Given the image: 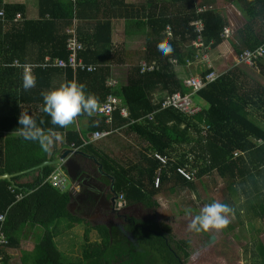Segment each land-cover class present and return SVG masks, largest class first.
I'll return each mask as SVG.
<instances>
[{
  "label": "trees",
  "instance_id": "16d2710c",
  "mask_svg": "<svg viewBox=\"0 0 264 264\" xmlns=\"http://www.w3.org/2000/svg\"><path fill=\"white\" fill-rule=\"evenodd\" d=\"M243 1L264 22V0ZM217 2L36 0L35 15H30L24 2L0 0V96L13 102L15 108L12 115L0 110V214L5 213L1 229L6 238L0 244L1 264H210L213 256L217 259L226 254L232 255L225 258L227 263L239 264L236 251L239 247L246 250L244 244L254 238L253 250L247 249L246 257L250 253L252 264H264L263 240L249 233L253 228L252 219H257L264 229V57L254 58L253 65L242 63L235 67L231 64L220 70L215 80L192 94L206 104L193 116H186L173 107L158 109L166 94L189 91L179 68L187 65V61L196 60L197 51L191 45L196 36L193 20L199 17L202 21V38L206 43L211 41L210 47L222 42L220 34L228 19ZM99 4H104V20L96 18ZM202 6L203 10L198 12L197 8ZM180 14L189 18L175 24L172 17ZM116 19H123L125 33L145 36L141 59L131 67L126 83L119 88L131 116L157 110L153 119H144L149 126L141 127L140 136L147 142L139 155V159H147V170L142 171L143 174L147 178L151 175L152 180L156 167L146 152L156 150L167 154L171 144H189L193 158L192 167H186L191 179L176 171L177 166H186L181 157L169 163V174L161 175L157 188L152 186L151 180L144 186V176L139 170L122 169V176L115 179L123 189V204L142 210L143 215L138 216L139 212L123 227L111 230L107 226L91 225L69 212V177L62 161L57 163L63 173L62 185L54 184L50 177L44 179V174L53 170L52 163L42 164L44 174L36 168L44 161L58 158L62 146L69 144L81 150L86 147L101 151L97 144L110 136L97 137V141L92 142L88 133L109 131L112 118L106 121L103 116L82 115L77 118L84 121L80 129L65 130L52 125L41 106L42 93L66 81L82 83L86 93L94 94L99 103L104 100L109 90L104 81L111 76L109 64L118 62L124 53L112 39V20ZM167 25L170 34L166 33ZM72 39L82 45L78 57L83 62L101 63L105 61L101 60L102 56L108 64L94 71L55 65L54 58L66 59L70 52L67 44ZM162 41L171 45V54L165 56L158 50ZM245 48L235 46L234 52ZM141 61L151 64L152 68L141 71ZM196 62L198 72L208 71L201 61ZM26 69L36 77L35 86L28 91L22 87ZM21 112L28 113L45 130L53 128L62 133L63 141H57L50 151L44 152L38 143L24 139L19 134ZM205 124L210 127L203 132ZM7 139L15 158L13 170L4 166ZM4 174L8 176L2 177ZM183 189L188 194H181ZM215 189L203 201L205 205L219 202L234 210V215L228 216V233L220 236V232L213 231L189 232L187 225L200 211L193 203L200 193ZM168 191H174L172 202L178 210L175 214L163 215L159 211L158 195ZM16 194L20 195L19 199ZM187 208L192 210L188 217ZM181 214H184L181 225L185 217L187 219L184 229L180 226L181 232L175 235L173 231L179 224L172 228L165 220L177 219ZM83 222L88 226L82 231ZM172 224L176 225V221ZM196 252L197 257H191ZM15 254H19L18 261Z\"/></svg>",
  "mask_w": 264,
  "mask_h": 264
},
{
  "label": "crops",
  "instance_id": "0c3cea01",
  "mask_svg": "<svg viewBox=\"0 0 264 264\" xmlns=\"http://www.w3.org/2000/svg\"><path fill=\"white\" fill-rule=\"evenodd\" d=\"M16 1L24 2L29 9V14L35 15V8L37 5L36 0ZM127 1L130 2L134 0ZM217 3L219 10L228 19L226 24L231 25V33L227 36H220L222 38V42L215 46H211L207 52L208 56L211 58L210 60L212 65L219 69L218 71L220 72V70L226 69L232 64L233 56L236 53L234 52L235 46L243 49L247 46H254L260 41L264 33V22L261 21L260 23V20L256 19V15L252 12H249L247 20L242 21L239 18L241 14L236 9V6L238 9L249 7L243 0H232V2L218 0ZM98 9L99 11L96 13V18L100 20L106 19L104 4H99L96 10ZM228 13H233L237 18H239V21H237L239 25L238 28L233 26V20L230 19ZM172 18L175 24H179L189 17L184 14H180L173 16ZM241 25L242 28L238 36L237 31ZM112 26V39L114 44L120 45L124 50V53H121L118 62L115 64H109L111 70L110 77L115 82L113 90L120 93L119 88L121 85L126 83L131 67L133 65H137L139 63L138 60L141 59L139 57L144 50L145 36L141 33H125L123 31V19L112 20ZM100 58L105 61L96 63L99 65L98 68L104 66V64H108L105 59L106 57L100 56ZM97 60L99 61V59ZM223 62L225 64L224 66L222 65ZM188 69V65L185 64L179 68L183 80L186 77L185 75L187 74ZM195 72H198V70ZM106 80L107 79H105V81ZM193 99L197 103L204 106V101L202 99L196 97L195 95H193ZM0 110L8 115H12L15 112L14 103L4 99L3 96H0ZM83 122V120L77 119L72 125L65 128V130L80 129ZM110 125L112 129L110 136L103 139L100 144H97V146L102 148L101 151L86 147L83 150L80 148L74 150L73 147H71L72 144H69L67 147L62 146L60 155L63 152L68 151L67 159L69 160L67 164L64 162V166L69 177V184L67 187L71 198L68 209L69 212L77 217L87 220L91 225L107 226L113 230L117 227H123L124 223L131 221V217L133 215H138L140 212V210L136 207H132L130 205L125 207L124 205L118 203L123 201V189L122 186L117 184L115 178L122 176V171L117 165L120 158L127 161H131L133 158V163L136 167L135 169L139 170L142 174V171L147 170V159H139L138 154L140 155L147 145L145 138L140 136V133L142 132L141 127L146 128L149 124L145 121H139L137 122V125H129L127 124V118L116 112L115 116L114 113L112 115ZM88 134V138L90 139L93 133ZM176 145L177 160H180V158L183 157V164L189 165L192 160L191 157L193 158L190 145ZM117 146L119 147L116 149ZM6 149L9 153L13 152L9 139L5 141V150ZM135 155H137V157H134ZM146 155L149 157L148 152H146ZM7 162L12 163V159ZM106 163L108 166H106ZM143 176V185L147 186L146 183L150 182L151 175L150 178H147V175L144 174ZM98 191H100L101 194L91 198L90 193L96 194ZM181 192L188 194V192L184 189L181 190ZM241 198L243 201L245 200L243 195H241ZM257 223L262 226L257 219H252L251 224L253 228L249 231L252 236H261V232L264 231L263 226L262 229L256 227ZM86 226H88V223L83 222L82 231ZM225 233H228L226 228L224 233H220V235L225 236ZM18 257L19 254H17V258Z\"/></svg>",
  "mask_w": 264,
  "mask_h": 264
},
{
  "label": "clouds",
  "instance_id": "9594fccd",
  "mask_svg": "<svg viewBox=\"0 0 264 264\" xmlns=\"http://www.w3.org/2000/svg\"><path fill=\"white\" fill-rule=\"evenodd\" d=\"M158 50L162 53V55L165 56L171 54V52L173 51L171 45L167 41L160 42V44L158 45ZM35 83V75L31 72L30 69H26L22 75L23 89L25 91H28L35 86ZM105 85L107 86L106 81ZM107 87L109 88V86ZM116 94L122 96V98L124 99L123 95H120L119 93ZM42 97L43 104L41 106V111L51 118L52 125L59 128L69 127L77 120L78 117L82 115H87L89 117L93 116L94 114L96 115L99 104L101 103H99L98 98L94 94L85 92V85L76 81H66L58 88H54L46 93H42ZM123 102L128 109L125 99ZM116 112L119 113L117 110H114L113 113ZM125 117L127 118V124L129 125H135L139 121H145L144 119H139L141 116H131L129 109L128 116ZM131 119H133L134 121L131 122ZM41 123H43V121H41ZM18 124L20 125V136H22L26 140L38 143V145L44 152L50 151L57 141L62 142L64 139L62 134L55 131L53 128H48L47 130H45L44 128L39 126L36 120L26 112L20 113L18 117ZM90 141L96 142L97 140L96 138H93ZM73 149L75 150L78 148ZM154 152L158 151L155 150L148 152V155L156 163V167L153 170L154 175L152 176L151 183L154 188H157L161 184V175L163 173L169 174V169L167 167L170 162L175 161H173V158L168 154H161L158 152L161 155L168 156V163L166 165H163L159 159L154 157ZM61 161L62 163H64V159H62ZM157 176L158 185L156 186L154 184V180ZM121 204L124 205L123 201L121 202ZM191 213L192 210L190 208L185 209L186 216L191 215ZM230 214L234 215L233 209L225 204L213 202L211 204L205 205L200 209L198 214L192 217L191 222L187 225V229L189 232L195 234L208 233L210 231L220 232L229 225L230 219L228 218V216Z\"/></svg>",
  "mask_w": 264,
  "mask_h": 264
},
{
  "label": "built area",
  "instance_id": "2783aa9c",
  "mask_svg": "<svg viewBox=\"0 0 264 264\" xmlns=\"http://www.w3.org/2000/svg\"><path fill=\"white\" fill-rule=\"evenodd\" d=\"M202 7H198L197 11H202ZM193 24L196 30V36L195 38L191 41V45L196 49V61H201L203 65L208 67V71L206 73L201 74V72H195V73H190L187 71L186 77L184 78V83L185 85L189 88L188 92L181 93L179 91H175L172 93H168L164 96L163 100L161 101V104L159 106V109L167 108V107H173L176 108L178 111L183 113L186 116H193L197 114L198 112L201 111L202 107L200 104L195 103L193 101V96L192 94L207 84L208 82H211L215 80L219 76V72H217L212 65V62L208 56V50L211 45V41L206 43L204 39L202 38V30H203V23L200 20L199 17H196L193 20ZM169 26L167 25L166 27V33L170 34ZM231 33V25L230 24H224L220 36H227ZM68 49L70 52L68 53L66 59L62 58H54L52 62L55 65L59 66H64L68 65L71 66L72 68H79L81 70L85 71H94L98 68V64L94 63H85L82 61L80 57H78V51L82 48V45L78 43L76 40L72 39L71 41H68ZM256 57H264V35L262 37V40L259 44H257L253 48H245L239 53H236L233 56V64L232 66L235 65H240V64H249L253 65V62H255L254 58ZM260 59V58H259ZM45 60H49V57H45ZM169 61L175 62V59L169 58ZM191 62L187 61V65H189ZM140 70L143 71L144 69H151L152 65L147 64L145 61H141L140 63ZM107 86H109L108 93L105 97V99L99 104L98 111L96 112V115L99 116H104L106 118V121H110L112 118V114L114 110H117L119 113H121L124 116H128V109L124 105V99L122 96H119L113 91L114 87V80L112 78H107L106 80ZM154 110L152 112L142 114L139 119H147L151 120L153 119V114L155 113ZM134 120L131 119V122ZM210 126L208 124H205L203 126V132L207 130ZM112 132V129L109 131H95L93 133V136L90 140L93 138L101 137V136H106L107 134H110ZM154 157L159 159L160 162L163 165H166L168 163V156L166 155H161L158 152L153 153ZM39 166V165H38ZM37 171L42 173L44 171L43 166L41 165L40 168H36ZM176 171L181 174L184 178L186 179H191V175L188 173L186 170V166H177ZM44 179H51V181L54 184H61V180L63 179V173L61 170H59V164H53V170L50 172V174L46 175L44 174ZM154 184L157 186L158 185V176L154 180ZM20 195L16 194V199H19ZM5 213L0 214V244L5 242V236L4 233H2L1 229V224L2 220L4 219ZM0 264H1V256H0ZM18 264V263H17Z\"/></svg>",
  "mask_w": 264,
  "mask_h": 264
},
{
  "label": "rangeland",
  "instance_id": "374dc122",
  "mask_svg": "<svg viewBox=\"0 0 264 264\" xmlns=\"http://www.w3.org/2000/svg\"><path fill=\"white\" fill-rule=\"evenodd\" d=\"M244 7H245V4H244ZM236 9L240 12V14H241L242 17L240 16L239 18L242 21L247 20L248 19L249 12H252V10L250 9V7H248V8L245 7V8L238 9V7L236 6ZM228 16L230 17L231 20H233V23H232L233 26H235L236 28H238L239 25H238V22L237 21H239L238 20L239 18H237L233 13H228ZM256 19H259L260 20L259 21L260 23H261V21H263L262 19L258 18V16H256ZM241 28H242V25L238 29L239 32L241 31ZM209 58H210V56H209ZM263 60H264V58L262 59V61ZM232 64H233V59H232ZM222 65L223 66L225 65L224 62L222 63ZM231 66H228V67H231ZM236 66H239V65H235V67ZM188 68L189 69L187 71L194 72V73H195L196 70H199V66H198V63L196 62V60L194 62L191 61V63L188 65ZM214 68H215V70L217 72H219L218 71L219 69H217L216 67H214ZM237 70H238L237 68H234V71H237ZM193 101L195 103H197L194 99H193ZM204 106H206L205 103H204ZM118 147L119 146H117L116 149ZM176 147H177L176 144H171L170 147L166 150V153L170 157L173 158V161H177V158H178L177 157V149H176ZM134 157H137V155H135ZM138 157H139V154H138ZM10 159H12V163H8L7 162ZM14 159L15 158L13 156V153H9L8 150L6 149L5 150V156H4V160H5V165L4 166L7 167L8 169L13 170L14 169V166H13V160ZM64 160H66V158H64ZM122 160H124V159L123 158H120V160L117 162V165H118V168L119 169H121V170L122 169H125V168H129V169H133V170L135 169V165L133 163V158H132L131 161H127V160L122 161ZM186 167H192V166L189 164V165H186ZM27 170H29V169H27ZM14 172H16V171H14ZM42 174H44V171L42 172ZM163 183H165V181ZM215 191H216V189L214 191H209V192H206L205 191L204 194L200 193L199 196H198V199H196V202L193 203L194 206H198L199 209L203 208L205 206V204H206L203 201V199H206V198L210 197V195H212ZM174 194H175L174 191H168V192H164L162 194V196L161 195H158V200H159L160 205H161V207L159 208V211L161 212V214L166 215V213L167 214H175V213H177L178 207L174 206V203L172 202V197L174 196ZM181 194H185V193L181 192ZM214 196L218 198L217 194H215ZM179 197H180V195H179ZM202 201H203V203H202ZM118 203L121 204V202H118ZM180 206L181 205H179V207ZM262 209L264 210V204L262 205ZM142 215H143V212H142V210H140L139 216H142ZM183 216H184V214H181V216L179 218H177V219H170L169 217L168 218L166 217L167 218V219L165 218L166 220L164 219L166 222H169L171 224V227L172 228L173 227H176L177 226V223L179 224V227H177L176 230L173 231V234H175V235H178V233L181 232L182 229L180 228V226H182V228L184 229V223H185V221H186V219H187L188 216L185 217V219L183 218L184 219V222L181 225V219H182ZM173 221H176V225H173L172 224ZM256 227L259 228V229H262V226H260L258 223H257V226ZM224 230L225 229H223L222 231H220V233H224ZM220 233H219V235H220ZM254 237H256V236H254ZM260 237L262 238L263 244H264V231L261 232V236ZM234 240H235V238L233 237V241ZM68 242H69V239H68ZM248 242L249 241H247L244 244V245H246V250L243 247H239L238 250L236 251L239 254V257H238L240 259L239 264H252V259H251L250 253H248V256L247 257H246V253H247V249L253 250L254 243L256 242V238H254L253 241H250L249 243ZM230 256H232V255H227L226 254V255L218 256L217 259H215V256H213L214 258L211 259V263L210 264H236V263H231V262H228L227 263L226 262L225 258H229ZM191 257H193V258L197 257V252L194 253V254H192ZM218 258H220V260ZM15 260L18 261V258H17V255L16 254H15Z\"/></svg>",
  "mask_w": 264,
  "mask_h": 264
},
{
  "label": "water",
  "instance_id": "95a60500",
  "mask_svg": "<svg viewBox=\"0 0 264 264\" xmlns=\"http://www.w3.org/2000/svg\"><path fill=\"white\" fill-rule=\"evenodd\" d=\"M70 151V150H69ZM64 158H66V160H64V162H65V164H67V162H68V160L69 159H67L68 158V151L66 152H63L58 158H56V159H53V160H50V161H44L43 163H41L40 165H42V164H47V163H55V164H57V163H60L61 162V160L62 159H64ZM64 164V163H63ZM3 176H8L7 174H4V175H2V177Z\"/></svg>",
  "mask_w": 264,
  "mask_h": 264
},
{
  "label": "bare ground",
  "instance_id": "6f19581e",
  "mask_svg": "<svg viewBox=\"0 0 264 264\" xmlns=\"http://www.w3.org/2000/svg\"><path fill=\"white\" fill-rule=\"evenodd\" d=\"M99 194H101L100 191H98V193H96V194H94V193H90V196H91V198H94V197H96V196H99Z\"/></svg>",
  "mask_w": 264,
  "mask_h": 264
}]
</instances>
